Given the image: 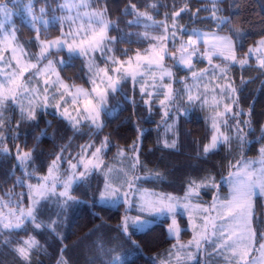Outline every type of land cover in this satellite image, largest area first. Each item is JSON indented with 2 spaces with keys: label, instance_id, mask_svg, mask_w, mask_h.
Listing matches in <instances>:
<instances>
[{
  "label": "trees",
  "instance_id": "1",
  "mask_svg": "<svg viewBox=\"0 0 264 264\" xmlns=\"http://www.w3.org/2000/svg\"><path fill=\"white\" fill-rule=\"evenodd\" d=\"M3 0H0L2 3ZM59 0H33L36 7L46 5L47 15L61 12L58 9ZM93 8L102 10L107 8L105 18L114 25L109 31V36L123 37L114 44L115 54L123 56L127 50L129 55L137 50L144 52L148 42L140 39L145 31L144 24L129 26L128 21L135 19V15L125 13L130 5H136L138 12H147L156 19H164L165 24L173 10H179L188 4L189 12L182 14L179 24L187 27L202 29L230 31L233 28L242 30V44L238 48L245 49L250 43L257 42L264 36V0H220L216 5L220 9L219 15L230 17L231 23L217 28L216 24L208 19L210 12L200 11L194 15L196 9H210L213 7L210 0H90ZM156 4L155 9L149 5ZM15 28L18 39L32 52L35 47V33L30 29L29 23L23 15H14ZM164 23V21H160ZM161 27L153 26L155 31ZM60 34L59 25H49L45 30L41 27V39L56 37ZM139 34V35H138ZM149 34V33H148ZM150 35V34H149ZM180 39L177 38L178 48ZM171 48V47H170ZM32 49V50H31ZM66 60L64 65L58 66L60 76L70 86L90 87L87 82V69L85 59L69 57L62 51ZM98 64L103 63L97 60ZM203 64V62H202ZM174 73L182 80H177L179 86L192 82L193 78L187 69L182 66L175 67ZM232 86L237 89L235 107L242 112L241 121L250 120V124H241L245 142L241 145L236 139L237 132L228 133L231 142L221 143L208 154L203 153V146L209 142L212 129L202 116L203 110L198 105L194 106L189 115L181 116L175 120L165 122L162 119V109L159 100L154 98L151 111L143 104L139 88L131 81L122 85V91L108 98V108L114 109L113 114H108L107 109L103 114V128L97 130L88 125L73 130L66 121L62 120L57 112L49 109L38 110L37 121H25L19 124V138L13 140L17 122L21 119L20 110L11 103L6 104L2 112L7 127L3 135L7 137L4 145L11 154L0 153V201L15 202L20 193L28 191L27 184H37L38 178L47 173L48 166L61 149H66L63 156L67 159L75 157L82 145L94 143L100 146L105 137L109 140L108 147L101 153L102 159L109 162L120 151L129 152L133 145L138 155V172L147 174L142 179L146 186L163 191L165 194H183L189 187V181L195 180L198 184L204 181L208 185L213 182L217 187H203L199 195H194V200L206 202L211 200L217 189L226 188L223 180L227 177L232 165L244 156H255L259 144L264 142V68L252 62L243 68L233 65L231 67ZM182 88V87H181ZM184 90V88H183ZM251 109V116L248 113ZM38 124V127L36 126ZM172 125L167 130V125ZM42 132L46 135L41 136ZM41 139L33 153V161L26 169L31 173V179L17 166L14 158L19 144L24 151L37 145L35 137ZM140 137V138H139ZM176 141L174 148L164 146V141ZM136 155V156H137ZM124 158V157H123ZM65 165L62 164V166ZM209 178L205 180V178ZM18 179H23L24 187L16 184ZM104 176L101 171H94L86 179L75 183L71 194L76 198L67 208L61 209L57 197L41 203L39 220L45 227L33 232L32 225H26L27 235H35L39 246L31 253V264H113L114 257H119L118 264H159L160 259H165L172 242L176 239L167 232L169 217H163L144 230H131L125 234L121 227L123 218L134 209H128L124 202L116 205H106L98 202L100 190L104 185ZM257 195L254 201V215L251 216L252 225L257 231L264 229V202ZM25 197L21 207H28ZM8 208H0V212L7 214ZM12 210L15 209L13 203ZM178 222L186 226L185 215L179 213ZM50 220H55V231L46 225ZM24 230L18 232H0V264H22L14 251L17 242L27 238ZM189 229L181 230L180 238L189 237ZM209 264V259L207 257ZM202 258L192 260L187 264H208Z\"/></svg>",
  "mask_w": 264,
  "mask_h": 264
},
{
  "label": "snow or ice",
  "instance_id": "2",
  "mask_svg": "<svg viewBox=\"0 0 264 264\" xmlns=\"http://www.w3.org/2000/svg\"><path fill=\"white\" fill-rule=\"evenodd\" d=\"M10 2L11 0H3V3H0V145H4L7 140V137L3 135V129L7 127V124L2 112L5 105L9 103L17 104L19 101L18 107L21 114L17 128L15 130L8 128L10 132L16 131V135L12 137L13 140L19 138L20 123L37 121V109L39 107H52L73 130H78L83 125L100 130L103 128L100 117L107 108L108 98L120 93L125 82L131 81L135 86L138 81L144 79L146 74H152L154 69H159L161 87L156 88L153 84L154 90L149 91L148 87L142 85L139 92L143 104L149 111L152 109L154 98L159 99V96L162 95L163 98L159 99V104L162 109V119L166 122L172 119V108L180 99L172 84L165 82V77L171 78L173 76L172 71L168 69L165 63L167 60H172L174 67L183 66L191 72L193 79L198 80H203L206 76L215 78L217 70L220 73V78H224L227 68L213 65L214 56H222L224 60L232 64H239L243 68L254 54L259 53L258 63L261 68H264V39H261L255 48H249L244 57L239 59L236 55V43L232 35L221 36L213 33L208 39L204 33L192 32L188 34L186 42L182 41L179 48H175L174 41L177 39V34L182 36L187 32V29L182 28L179 24L182 14L190 11L187 3L179 10L174 9L169 15L168 19L172 21L171 28L167 25H158L163 28L161 35L150 36L145 31L140 36V39L148 42V47L144 52L137 50L134 55H129L128 51L124 50L125 59H121L115 55V50L111 45L123 37L109 36V31L114 25L104 18L107 12L106 7L99 11L86 10L81 12L80 9L91 7L90 0H65L64 4L58 5V9L69 12L75 9L74 17L71 15L63 18L52 16L50 19H45L48 14L47 8H40L38 10L39 15H37L33 0H25L23 3L24 14L29 19V27L35 33L34 40L39 47L38 53L30 54L17 42L12 10L8 7ZM210 2L213 5L212 8L196 9L194 15L198 16L202 10L210 12L208 19L212 20L217 28L231 23L230 17L219 15L220 9L216 5L220 0H210ZM14 7L17 6L14 5ZM149 7L155 9L157 5L152 4ZM125 13L134 14L136 17L128 21L130 27L141 24L142 20L147 21L144 23L145 29L151 28L155 24L151 15L147 12H138L134 4H130L125 9ZM77 20L81 23L77 27H73ZM65 22L68 24L67 29L64 27ZM54 24L59 25L60 35L52 40L41 39V27L43 26L46 30L49 25ZM235 32L238 33L239 30L237 29ZM201 42L207 46L203 53H200L198 47ZM170 43H172L171 48L169 47ZM62 51H66L69 60L73 57H87L89 59L86 77L90 85L89 89L75 87L72 90L61 79L56 65H64L66 61L63 59L53 60L51 57ZM97 58L104 64L103 67L97 63ZM196 58L206 59L211 67L197 72L194 70ZM42 76L44 78L41 80L40 77ZM204 87L207 88L208 85L205 84ZM216 90L225 98L224 110L217 111L212 119V135L210 142L203 146L204 154L210 153L221 143L228 144L231 142V137L222 130V128L230 130L228 129L229 119L235 121L236 139L241 145L245 142V137L240 125L250 124V120L241 121L239 119L242 112L236 111L234 107L237 101L232 99V94L236 93L237 89L228 84L227 86L218 85ZM187 99L189 103H192L201 97L189 94ZM25 100L28 101L27 104H24ZM69 106H71L72 111L69 110ZM179 111L177 108V114ZM248 115L251 116V109ZM36 126L38 127V124ZM171 128L172 125H167V130H171ZM44 135L46 132L41 133V136ZM41 136L35 137L37 145L27 151H24L19 144L15 145L14 158L17 160V166L29 179H31L32 174L27 173L26 169L33 161V153L38 147ZM175 144V140L171 143L167 140L164 141V146L168 148H174ZM108 145L109 140L105 137L99 147H96L94 143L82 145L80 152L75 157L70 156L67 159L63 156L66 149H61L60 154H57L48 166V174L38 178L37 185L27 184L28 191L18 194L19 199L15 202L11 200L7 203L0 201V208L7 207L9 209L7 214L0 212V232L24 230L27 235L26 225L29 223L32 225L34 233L44 228L45 224L39 220L41 203L50 200L52 197H57V203L61 209L67 208L69 203L76 199L71 194L73 185L86 179L95 170L106 167L101 159V153ZM132 150L136 152L135 145H133ZM259 152L262 159L259 161L261 167L258 170L252 166L255 162L246 160H237L232 165L235 171L229 173V183L232 186L231 197L219 203H217L219 197H214L213 205L202 209L204 213L203 231H197L192 240L189 241L188 247L194 244L199 250L202 244L211 243L218 253H232L230 259L226 257L227 264H249V260L245 258L249 257L250 259L251 252L256 247V233L247 228V225L251 215H254V198L257 195L264 197V146L259 149ZM0 153L11 154L7 147H0ZM119 154L122 155L123 152ZM132 159L134 161L132 168L134 169L139 162L138 155ZM64 163L68 165V168L61 175L59 174L60 168ZM137 179L139 177L125 181L129 191L133 190ZM207 179L209 178L206 177L205 180ZM16 184L21 187L25 186L23 179H18ZM58 185L62 190L57 192ZM208 186L217 187L214 182L208 185L204 181L198 184L195 180H190L184 199L189 200L193 195L198 196L197 190ZM120 194V188H112L105 184V190L100 193V196L101 199H119ZM124 196L127 197L128 193H124ZM25 197L29 202L26 210L21 207V202ZM13 203L15 211L12 210ZM180 206L177 198L161 195L155 200H144L140 204V212L141 214L145 211L155 214H170L172 221L169 230L175 232L178 237L180 229L177 226L175 216L177 208ZM183 207L189 209L191 205L185 203ZM148 224L149 221L143 219L142 215L125 216L121 227L125 234H129V226L141 230ZM55 225L56 221L50 220L46 226L54 232ZM193 227L196 226L193 225ZM209 230H211L210 236L213 238L211 240L208 234ZM261 239H264V233L261 234ZM38 246L39 241L35 235H27L26 239L17 242L14 251L22 264H31V253ZM179 247L183 249L185 246L180 245ZM259 249L264 250V243L259 244ZM118 261L119 257H114L113 264H118ZM251 264H257V262L252 261Z\"/></svg>",
  "mask_w": 264,
  "mask_h": 264
},
{
  "label": "rangeland",
  "instance_id": "3",
  "mask_svg": "<svg viewBox=\"0 0 264 264\" xmlns=\"http://www.w3.org/2000/svg\"><path fill=\"white\" fill-rule=\"evenodd\" d=\"M24 2H25V0H11V2L8 4L9 9L12 10L14 25H16V22L14 20L15 19L14 15H17V14L23 15L24 20H26V22L29 23V19H28V17H26V15L24 14V10H23V3ZM2 3H3V1H2ZM64 3H65V0H59L58 1L59 5L64 4ZM90 4H91V2H90ZM14 5H16L17 7H14ZM40 8H47V6L41 5L39 8L35 6V9L37 10V15H39L38 10ZM86 10L87 11H99L98 9L93 8V6H91L89 9H80L81 12L86 11ZM75 11L76 10L73 9L71 12H69L67 10H64L61 12L59 11L58 13L55 12L52 15L45 16V19H50L52 16H57V17L63 18V17H67V16L71 15L74 17ZM151 16L153 17V20L155 21V24H153V26H155V25H167L169 28H171L172 21L168 22V24H165V22H167V21H165L164 19H162V18L156 19V18H154L153 14ZM105 19L108 20V18H105ZM160 21H164V23H160ZM146 22L147 21L142 20L143 24ZM80 23H81V21L77 20L76 23L73 25V27H77ZM85 26H86V21H85ZM153 26L151 28H148V33L150 34V36H158V35H161L163 33L162 27L158 31H155L153 29ZM180 26L182 28H186L187 32L182 36L179 33L177 34V38L180 39L179 46H180V43L182 41H184V42L187 41L188 34H190L192 32L204 33V34H206V38H208V39L211 38V35L213 33H216V34L221 35V36L232 35L233 39L236 43V55H237L238 59L243 58L244 54L247 52V50L249 48H255L257 46L258 42L261 39H264V36H261V38L257 39L258 40L257 42L250 43V45H247V47L245 49H239L238 50V48L242 44V30L241 29L233 28L232 29L233 32H230V31L210 30V29H206V28L202 29V28H198V27H187L184 24H181ZM64 27H65V29L68 28L67 22H65ZM237 29L239 30L238 33L235 32V30H237ZM15 35H16L17 42L28 53H30V54L38 53L39 47H38L37 42H35V47H33V50L31 49L32 50V52H31L21 43L20 39H18L17 29H16ZM56 37H48L47 40H52V39H55ZM176 40L174 41L175 46L177 45ZM179 46H178V48H179ZM111 47H113L114 50L116 48V46H114V45H111ZM169 47H172V43L169 44ZM198 47H199L200 53H203L206 50L207 46L204 45L203 42H201L198 45ZM134 54H135V52L130 54V55H134ZM5 55L7 56V53H5ZM115 55L117 56V54H115ZM259 55H260L259 53L254 54L253 57L249 60V63L247 65L251 64L252 62H254L256 65H259V63H258V56ZM117 57H120L121 59H125V57H121V56H117ZM51 58L53 60H58V59H63L65 61L68 60L66 57L63 56L62 52H60L58 55L52 56ZM81 58L85 59V66L87 69L89 59L87 57H81ZM97 60H98V58H97ZM202 62H203V64H202ZM165 63L167 64L168 69H170L173 73V76L171 78L165 77V82L171 83L173 89L175 90V92L180 97V99L177 100L176 105L172 108V115L174 116V119L177 120L180 117V115L181 116L189 115V113L192 111L193 107L198 105L199 109L203 110L202 116L211 126L212 125V119H213L215 113L217 111H223L224 110L223 104L225 102V98L222 97L219 94V92L216 90L217 86L218 85L219 86H227L228 84H231V86H232L231 67L233 65H237L238 67H241V66L239 64H232L231 62L224 60L222 56H214L213 65L227 68V71L225 72L223 79L220 78V73L217 70L215 78H213L211 76H206L203 80L193 79L192 82H190V83L183 82V84H181V86H179L177 83V80H179V81L182 80V77H181L182 74L178 78L177 75L174 73L175 67L173 66L172 60H167ZM58 66L59 65H56L57 69H58ZM99 66L103 67L104 64L103 65L99 64ZM210 67L211 66L208 65L206 59L196 58L194 60V70H196L197 72H199L201 69L210 68ZM182 68L184 69L183 66H182ZM190 76H191V72H190ZM159 77H160L159 69H154L152 74H146L144 76V79L142 81H138L135 85L139 89L143 85V86L148 87L149 91H153L154 90L152 87L153 84H155L156 88L161 87V84L159 82ZM43 78H44L43 76L40 77L41 80ZM61 79L64 81V79L62 77H61ZM64 83L69 85L65 81H64ZM205 84L208 85L207 88L204 87ZM70 87L72 90H74L75 87L83 88L80 86H73V87L70 86ZM232 87L235 88L234 86H232ZM89 88L84 87V89H89ZM183 88H184V90H183ZM189 94H191L193 96L199 95L201 97V99L195 100L192 103H189L188 99H187V96ZM162 98H163L162 95L159 96V99H162ZM41 99H42V97H41ZM232 99H235V100L237 99L236 93L232 94ZM229 102H231V101H229ZM27 103H28V101L25 100L24 104H27ZM18 104H19V101L17 102V104H12V105L18 107ZM217 104H219V107H217ZM107 106H108V104H107ZM234 107H235V105H234ZM177 108H179V110H180L179 114H177ZM40 109H49V110L52 109V110H54L52 107H47V108L39 107L37 109V111ZM106 109H107L108 114H110V115L113 114L114 109H111V108L109 109L108 107ZM106 109H105V111H106ZM235 109H236V111H240L236 107H235ZM18 110H19V107H18ZM69 110L72 111L71 106H69ZM100 119H101V122H103V114H101ZM239 119H240V117H239ZM234 125H235V121L229 119L228 129H230V130H226L223 128H222V130L225 131L226 135H228L229 131L230 132L236 131ZM245 125L247 126V124H245ZM240 127H242V126L240 125ZM211 129H212V127H211ZM209 142H210V140H209ZM262 146H264V142L262 144H259L258 151L255 154V156L247 155V156L242 157L240 160L255 162V163H253L252 166L258 170L261 167V164L259 163V161L262 159V157H261V154L259 152V149ZM121 152H123L122 155L119 154ZM136 153H137V150H136V152H133V150H131L129 152L120 151L116 154V156L113 157L114 158L113 160H111L110 162H109L110 159L107 160V163L101 157V159L103 160V164L106 165V167H102L101 169L95 170V171H101L103 176H104L105 182H104L102 189L100 190V193L105 190V184H108L112 188H120L121 194H120L119 199H101V196L99 194L98 202L99 203L101 202V203L109 205V206L124 202L128 209H134V213H128L125 216L136 217L138 215H142L143 219L149 221V224L144 229L151 226L154 222H156L157 220H159L163 217H169V221H168L167 226H166L167 232H168V235H170L176 239L172 242L171 247L168 250L167 257L165 259H160L159 264H187L189 262H192V260H196L198 258H202L203 261L208 263L207 257L209 259V262H211V264H227L226 257H228L230 259L231 255H232L231 252L218 253L213 248L211 243L202 244L201 248L199 250L196 248V246L194 244L191 247H188V244H189V241L192 240L193 236L197 233V231H203L202 221H203L204 213H203L202 209L213 205L214 197H219V201L217 203L224 202L226 199L231 197V187L232 186L229 183V180H230L229 174L223 180V183H224L226 188L217 189L215 191V193L212 195L211 200H206V202L197 201V200H194V195L189 200H185L184 197H185V193L188 190V188L183 194L174 195L172 193L165 194L163 191H160L157 189L155 190L149 186H146L145 184L143 185L142 183L144 181L142 179L147 174H145V173L141 174L137 171L138 170V163L136 164V167L134 169L132 168V164L134 163L132 158L137 155ZM67 168H68V165L65 163V165L61 166L59 174L62 175ZM233 171H235L234 168L230 172H233ZM47 174H48V171L43 176H46ZM134 177H139V179H137L135 181V185H134L133 190L129 191L128 185H127V183H125V181L126 180H132ZM34 185H37V184H34ZM201 188H203V187H201ZM201 188H199L197 191L198 192H199V190L201 191ZM60 190H62V188L58 185L57 186V192ZM126 192L128 193L127 197L124 196V193H126ZM161 195H165V196L170 195L172 197L177 198L180 202L181 206L177 208V213L175 216V219L177 220V226L180 229L178 237H177L175 232H170V230H169L170 225H171V221H172V216L170 214H167V213L155 214V213H149L147 211H145L141 214V212H140V204L143 203L144 200H155V199H157L158 196H161ZM262 198H263L262 201L264 202V197H262ZM254 201H255V198H254ZM185 203H189L191 205V208L185 209L183 207V204H185ZM179 213L186 216L185 217V221H186L185 227H183V225H181V223L178 222V218L180 216ZM193 225H195L196 227L194 228ZM184 228L189 229L190 235L187 239L186 238H180L179 239V237L181 235V230ZM247 228L254 230L256 233V237H255L256 247L251 252V258L249 259V257H246L245 259L249 260V264H251L252 261H256L257 264H264V254H262V251H264V250L259 249V244L264 243V239H261V234L264 233V229L262 232L257 231L255 229V226L252 225L251 218H250L249 224L247 225ZM144 229H141V230H144ZM131 230L135 231L138 229H136L133 226H129V231H131ZM210 231L211 230H209L208 234H209V238L211 240L213 238H211V236H210ZM174 245H177V247H174ZM180 245H183L185 247L183 249H181L179 247Z\"/></svg>",
  "mask_w": 264,
  "mask_h": 264
}]
</instances>
